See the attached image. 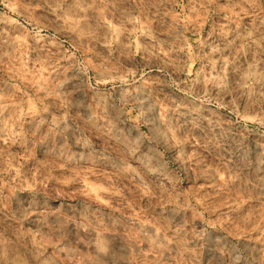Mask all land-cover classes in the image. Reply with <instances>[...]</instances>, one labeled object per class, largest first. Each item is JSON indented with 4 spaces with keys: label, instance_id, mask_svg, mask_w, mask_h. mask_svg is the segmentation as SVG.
<instances>
[{
    "label": "rangeland",
    "instance_id": "obj_1",
    "mask_svg": "<svg viewBox=\"0 0 264 264\" xmlns=\"http://www.w3.org/2000/svg\"><path fill=\"white\" fill-rule=\"evenodd\" d=\"M0 264H264V0H0Z\"/></svg>",
    "mask_w": 264,
    "mask_h": 264
}]
</instances>
